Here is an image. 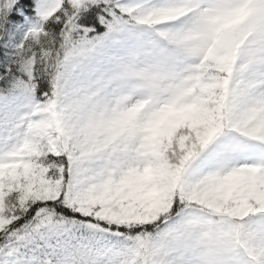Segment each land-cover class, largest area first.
<instances>
[{
	"label": "snow or ice",
	"instance_id": "snow-or-ice-1",
	"mask_svg": "<svg viewBox=\"0 0 264 264\" xmlns=\"http://www.w3.org/2000/svg\"><path fill=\"white\" fill-rule=\"evenodd\" d=\"M0 264H264V0H0Z\"/></svg>",
	"mask_w": 264,
	"mask_h": 264
}]
</instances>
